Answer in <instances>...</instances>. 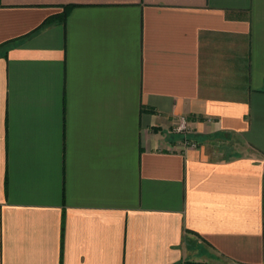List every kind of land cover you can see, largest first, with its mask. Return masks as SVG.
Segmentation results:
<instances>
[{"label": "crops", "instance_id": "0c3cea01", "mask_svg": "<svg viewBox=\"0 0 264 264\" xmlns=\"http://www.w3.org/2000/svg\"><path fill=\"white\" fill-rule=\"evenodd\" d=\"M0 264H264V0H0Z\"/></svg>", "mask_w": 264, "mask_h": 264}, {"label": "built area", "instance_id": "2783aa9c", "mask_svg": "<svg viewBox=\"0 0 264 264\" xmlns=\"http://www.w3.org/2000/svg\"><path fill=\"white\" fill-rule=\"evenodd\" d=\"M175 130L178 132H185L184 134H187L189 127H188L187 118L185 116H182L179 118V121H178L177 126L175 127ZM184 143H187V144L190 143L192 147L196 146V142L194 141L185 140Z\"/></svg>", "mask_w": 264, "mask_h": 264}, {"label": "trees", "instance_id": "16d2710c", "mask_svg": "<svg viewBox=\"0 0 264 264\" xmlns=\"http://www.w3.org/2000/svg\"><path fill=\"white\" fill-rule=\"evenodd\" d=\"M69 7L70 6H67V5L64 6L63 12L57 18H54L55 16L46 18L40 26L46 25L47 23H49L50 21H52V19H59L60 21L65 20L66 14H67V11H68ZM196 140H198V139H196Z\"/></svg>", "mask_w": 264, "mask_h": 264}, {"label": "rangeland", "instance_id": "374dc122", "mask_svg": "<svg viewBox=\"0 0 264 264\" xmlns=\"http://www.w3.org/2000/svg\"><path fill=\"white\" fill-rule=\"evenodd\" d=\"M179 121V120H178ZM178 121H177V124H178ZM188 122V121H187ZM177 124L174 126V130H175V127L177 126ZM188 127L190 128V124L188 123ZM176 131V130H175ZM176 132H178V131H176ZM188 133H190V131L188 130L187 131ZM179 133H185V132H179ZM198 137H200V136H198ZM193 139L194 140H192V141H194V142H196V146L195 147H197L198 145H199V142H198V140H200V138H195V137H193ZM196 139H198V140H196ZM184 145H186V146H191L190 145V143L189 144H187V143H184ZM223 146V144L222 145H220V147H218V149H220L221 147ZM224 148V147H223ZM223 148H221V149H223Z\"/></svg>", "mask_w": 264, "mask_h": 264}]
</instances>
